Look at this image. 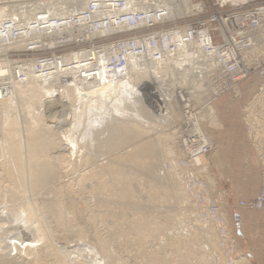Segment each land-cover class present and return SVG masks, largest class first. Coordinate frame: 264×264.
<instances>
[{"label":"built area","instance_id":"built-area-1","mask_svg":"<svg viewBox=\"0 0 264 264\" xmlns=\"http://www.w3.org/2000/svg\"><path fill=\"white\" fill-rule=\"evenodd\" d=\"M51 2L55 0L18 1L20 12L0 20V57L11 66L1 76L5 79L0 80V99L10 95L12 80L24 82L30 77L39 80L56 74L48 91L54 97L74 87L83 95L80 80H95L101 86V71L115 81L137 63L140 68L144 62L152 64L162 74L170 65L174 73L162 76L163 83L171 82L170 75L176 80L188 73L184 85L176 81L169 91L163 89V95L154 89V82H143L140 91L157 114H166L165 101H177L179 117L168 120L186 152L180 162L182 185L200 217L218 232L225 264H235L244 256L226 218L227 190H208L204 174L209 165L196 162L214 148L199 122L209 121L207 110L219 96L237 94L241 80L256 74L260 82L255 94L264 87V0H191L190 12L177 17L157 0H87L77 10ZM250 101L242 119L259 162L260 185L253 199H240L238 206L264 210V125L256 123ZM60 113L54 118L64 129L65 114Z\"/></svg>","mask_w":264,"mask_h":264},{"label":"rangeland","instance_id":"rangeland-1","mask_svg":"<svg viewBox=\"0 0 264 264\" xmlns=\"http://www.w3.org/2000/svg\"><path fill=\"white\" fill-rule=\"evenodd\" d=\"M17 1H21V0H17ZM3 3H2V8H5V6H6V8H8L10 6L9 7L10 9L11 8L15 9L17 7L16 5H8L6 3H5V5H3ZM186 14L187 13H185L184 15H186ZM184 15L182 14L180 16H184ZM177 16H179V15H177ZM257 77L258 76L256 74H253L249 78H245V79L241 80L239 82V86H238L239 90H238L237 94L225 93V94L219 96L215 100L216 103L214 102L213 108H211L210 114L207 113L208 116L211 115V121L210 120L206 121V120L201 118L202 119L201 120L202 128L210 136V138L213 142V145H214V148L212 149V151L210 153H208V155L205 158H203L202 161H204V162L201 163L202 165L203 164L209 165V167H208L209 173L204 174L205 175L204 180H207L206 175H208V178H210L209 182L211 185H209L208 183H205V185H206L207 189L211 190V191H213L214 189H217V190L226 189L227 190V195L223 199V202L225 204L224 209H225L226 218H227L229 226L232 230V235L234 238V242L236 244V248L238 249L239 253L243 254L244 258L248 259L247 261L249 264H251V262L249 260V255L246 253L247 247L244 245L243 237H241L243 229L240 227V225H241L240 222H241L242 216H244V215H247V217L251 220L252 223L253 222L256 223L255 219L258 216L262 220H264V216L262 217L264 212L252 210V209L250 210V209L241 208L238 206V200L243 199L242 194H241V188L243 190H245L246 192H251V190L255 187L256 182H257V167L254 163V159H255L254 157L255 156H254L253 152H251V149L249 148V146L245 140L244 136H246V133H245L244 122L242 119V113H243V108H244L245 104L247 102H249L252 98V95H254L258 91V86H259L258 79L259 78L257 79ZM255 90H256V92H255ZM53 99L55 101V104L53 107L54 112L52 114V117L47 119L48 123H50L52 125L55 124V122L57 121V119L54 118V116L55 115L58 116V114L60 113L59 111L61 110V112H62L63 109L65 110V107L67 108L66 104H68L63 100V98H61L63 101L59 102V100H60L59 96H54ZM20 100L18 101V103H16L15 109H14V111L17 113L16 116L18 117V121H19L18 126L19 127H20V125L21 126L23 125L22 124L24 121L23 116H25V114H26L25 112H22V110L24 111L23 107L25 106L23 103L24 100L23 99H20ZM100 102H102L100 109H96V108L88 109L87 115L83 118V121L76 128L77 130L79 129V130H81V132H84V134L87 137L90 136L91 130L94 129V126H96V125H98V123H100V119H107V117L109 119V117L112 118V117L117 116V114L114 113L113 110H111V106L109 103H106L105 101H103V99ZM143 102H145L144 104L147 105V107L149 109L153 110V108H152L153 105H149L146 100H143ZM42 106H43V104H42ZM41 109L42 108L40 107V108H37L35 110L40 111ZM19 111H20L21 115H19ZM41 113H43V111ZM68 113H69V111H68ZM153 113H155V112L153 111ZM164 116H166V117L162 121H164L163 127H164V130L166 129L165 132L167 134H166V137L164 139V141L165 140L166 141L165 142L163 141V142H164L165 148L167 147V149H169V150L167 152L164 151L163 152L164 154L163 153L161 154L162 159L160 158L161 159L160 162L157 160V162H159V164L156 163L157 168H158L157 170H159L160 175L161 174L163 175L162 178L153 177L154 174H152V173L147 174V172H145V171H141V170L139 171L137 169V167H135L134 165L132 167V164H128V163L126 164L125 162H122V161H120V166L123 169L121 171L117 172L118 174L113 173L110 170L108 171L107 169L100 167L104 163L109 162L113 158V156H115L117 154H123V152H124L123 150H129L134 145H136V143L138 144L141 141H143V139L146 136L151 135L150 137L153 138V135H154L156 137L158 135L157 134L158 130L162 129L161 126L159 127L158 130H150L151 133L148 130L147 131L148 133L146 132L147 135L146 134L144 136L141 135L137 138H133L127 142H124L125 143L124 145L122 144L120 146H117V148L113 149L114 153L111 152L112 154H110V153L108 154L103 150V148H100V151H97V153H95L96 151L93 152L96 155L93 154L94 159L89 162L90 164L88 163L87 165L82 166V167H77L75 165H72V162L75 161V159L72 160V158H74V157L71 156V154L74 151L73 152L67 151V153H66V151H63V150L61 151L59 149L60 146H57L56 148H54L55 151L52 150L53 149L52 148V149H50L51 151H54V153L52 152V154H59L62 152H64L63 154H65L63 156L65 158L64 161L62 163L58 164L57 168H54L55 170H53V172L55 171V173H53V178H51L52 176L49 177L48 178L49 182L47 184L42 185V186L37 187V188H33L32 191H29L31 189H29L30 187H28L26 185V187L24 188V189H26V192L25 193L22 192L24 194H18L17 195L18 197L17 196L12 197V194H13L12 192L16 191V192L20 193V189L17 187L18 185L15 186L16 184H12V182H11L13 180L12 176L9 177L8 174H6L7 173L6 170L8 168V162L3 161V158L1 155L2 153L0 151V155H1L0 156V162H1L0 163V208H2V214H3V217H0V239L3 237L4 238L6 237L5 239H7V242L9 245H10V242H11V244L14 245V243L17 241L19 244L23 245L24 243L28 242V239H33V244H34V245L32 244L33 248L30 250V253L29 252L27 253L26 250H23L24 248L16 249L15 246L11 245L7 250H8V253H10L11 257L16 256V257H14L15 258L14 261L18 262L19 264H32V262H33V264H36V263L37 264H39V263L40 264H47V263L48 264H52V263L53 264H64V263L65 264H74L75 262L77 264H79V263L80 264L81 263L82 264H93L94 262H96L98 264H106V263H103V258L101 255H99L100 256L99 259H97V257H94V259H92L93 254L90 253V256H88L89 258L88 257L86 258L85 257L86 254L84 251H83L84 253L80 252L81 254L78 252L80 254V256L84 254L83 255L84 257L81 256L82 258L79 257L78 253H76V252L69 253L66 256L59 252L60 248H62L61 251H63L64 244H65V246H66V244L67 245L79 244L78 246H80L81 249H84V248H87V246H91V244L94 243L93 241H95V243H97L98 239H99L102 242L106 243L108 248L113 253V256L115 259L112 262V264H116V263L117 264H122V263L123 264H132V263L133 264H148V263L149 264H205V263L210 264V261H212V258L210 257V253H211L212 249L210 250L207 247H206L207 248L206 249V248H204V246L202 247V249H200L201 248L200 245H202L200 236H201V234H203V231L199 228V226H197L196 224H193V223H195L194 221L196 220L198 223H200L202 226H204L205 228L208 229L207 233H209V235H211V238H213V240H214L215 245L214 244L213 245L215 247V250L217 251V253L219 252L218 255L220 254L219 256L217 255V257H216L217 259H215L214 261H216L217 264H225V262L223 260V256H222L223 253L220 252V249L216 243L218 241H216V238H214L215 237L214 233H213L214 228L207 221L203 220L201 217L197 218L196 213L194 212L193 207H192V201H191L190 194L187 193V191L184 189V187L182 185L183 184L182 183L183 182V174L179 170V168H180L179 163L181 162V160L180 161L178 160L181 157V155H180L181 151L179 149V151H180L179 154H175V155L172 153L173 156H172L171 151H170V150H172V147L174 148L175 145H177V147L179 146L177 144V141L181 140V138L178 136V131H177L176 127H172L170 125L171 121L168 120L169 119L167 117L168 115L165 114ZM177 118H178V115H177ZM0 119H1V116H0ZM172 119H175V118H172ZM75 121L77 122V118H74V122ZM139 122H142L143 123V124L141 123L142 125L146 124L145 120H143V121L141 120ZM66 127H68V125H66ZM167 127H169V128H167ZM174 129L176 130V132ZM0 130H1V120H0ZM169 132L170 133L174 132L175 134H169ZM0 133H1V131H0ZM172 135L175 137H173ZM0 137H1V135H0ZM156 138H158V140L160 141V138L158 136ZM246 138H247V136H246ZM216 139L223 142V146H222L223 147V152H222L223 153V160H221L220 163L217 164V168H213L210 164L208 156L210 154H214L215 156L219 155L218 153L215 152V150H216L215 149V146H216L215 140ZM168 145H169V147H168ZM75 148H77V147H75ZM51 151H49V153ZM169 151H170V153H169ZM98 152H99V154H98ZM115 152H116V154H115ZM91 154H92V152H91ZM97 154H98V157H97ZM78 155H80V153ZM182 155H185V157H186V152L183 151ZM77 158L79 159L81 157L77 156L76 159ZM139 159H141V158H139ZM171 159H173V160H171ZM162 160L165 162H163ZM161 162H162V166L160 165ZM169 162H170V164H169ZM6 163H7V165H6ZM123 164H125V165H123ZM158 165L160 167H158ZM171 166H174L173 169ZM5 168H6V170H4ZM124 168H129V170L124 169ZM94 169H96V170H94ZM131 169H132V171H131ZM91 170L96 172V175L94 177L90 178V177H87L86 174L89 173V171H91ZM106 170H107V172H106ZM123 170H124V172H123ZM166 170L168 171L167 173H166ZM174 170H175V173H174ZM1 171L3 174L1 173ZM122 172H123V174H122ZM172 172H173V174H171ZM236 173H238V174H236ZM4 174H6V175H4ZM114 174L116 175V178H114V176H115ZM179 174H180V176H179ZM170 175L173 177V179H171L172 177ZM239 176L241 177V179L238 178ZM101 178H102V180H101ZM122 178H123V180H122ZM143 178H144V180H143ZM152 178H153V180H152ZM107 179H109L110 181ZM231 179H233L234 181H238L237 184L233 183V188H230V184H231L230 180ZM77 180L80 183H78ZM104 180H105V182H104ZM119 180L122 182H120ZM116 182L118 183V185ZM64 183L67 186H65ZM153 184H155V185H153ZM98 185H100V186L98 187ZM135 185H136V187H135ZM150 189H152V190H150ZM23 191H25V190H23ZM126 191H127V193H126ZM8 193H10V194H8ZM168 193H171V196L176 193L178 197L176 196L177 198L176 197L174 198V195H173L172 198L168 199L166 197V196H168V195H166ZM152 195H154V197H152ZM181 196H185L186 201H184L185 199H182ZM234 196H236V197H234ZM150 198H151V200H150ZM234 198H236V199H234ZM127 199H129V201ZM171 199H172V201H171ZM125 200H127V201H125ZM149 200H150V202H149ZM31 205H33L36 208L34 209V207ZM29 206H30V209L32 208L31 209L32 211H29V212L31 213V215L35 214V215H32L35 217H32L31 215H29L30 214L28 212V210H30ZM33 210H35L34 213H32ZM133 212H134V214H133ZM188 212L191 213L190 214L191 218L194 219V221L192 220L190 222V220H187ZM261 213H263V214H261ZM27 214L29 215L30 219L32 218L31 220H29V218H27L28 217ZM134 215H135V217H134ZM142 215H145V216H143L144 218H142ZM236 215H238V221L235 219ZM137 216H141L142 219H150L152 217L153 221H155V219H156L155 222L156 223L158 222L157 224H159V223L161 224V225H158L161 228L158 226H154L152 228L158 227L159 229H155L156 231L155 230L152 231V229L151 230H144L143 232H142V230L139 231V228L137 230L138 226L134 225V223H132V220L137 218ZM148 216H151V217L148 218ZM38 218H39V220H38ZM141 218L139 217V219L138 218L137 219L140 220ZM26 219H27V221H26ZM47 219H48V221H46ZM42 220H43V222H42ZM18 221H21L22 223L21 222L19 223ZM30 222L32 224H30ZM36 222H37V224L39 222L40 223L42 222L41 223L42 225L44 223L42 230H44V232H46V233L44 234V232L41 231L42 232V235H41V234H39V232H37L38 235L36 233L35 234L36 236L34 238H32L30 233L32 230H34L32 228H34V226L37 225ZM17 223H19V224L16 225ZM26 223H27V225H26ZM129 223H131L132 225ZM162 223H164L165 225H162ZM31 225H34V226H31ZM167 225H169V227ZM133 226H135L136 228ZM163 226H164V228H162ZM19 227H20V229H19ZM68 227L69 228L71 227L70 230ZM165 227H167V228H165ZM30 228H31V231L27 230ZM2 229H3L4 233L2 232ZM45 229H47V230L49 229L48 230L49 232L47 230L45 231ZM197 229H199V230H197ZM7 231L10 233H7ZM145 231H146V233H145ZM198 231L200 232L199 236L196 235L198 233ZM25 233H27V235ZM9 234H11V236H9ZM43 234L45 236L47 235L46 236L47 238L45 236H43ZM63 234H65V235H63ZM28 235H29V237H28ZM141 235H143V236L141 237ZM18 236H20V237H18ZM40 236H42L41 237L42 239H38V238H40ZM48 236L50 237V239ZM65 236H67V237H65ZM25 237H26V239H25ZM27 237H28V239H27ZM36 237H37L38 241H37ZM43 237H45L46 240H44L45 238H43ZM47 239H48V242L51 243V241H52V243L53 242H55V243L50 245V243L47 242ZM60 239L63 241H66V242H63V241L60 242L59 241ZM96 239H97V242H96ZM74 241H75V243H74ZM37 242H40V243H37ZM72 242H73V244H72ZM5 243H6V241H5ZM142 243H143V245H142ZM199 243H200V245H199ZM40 244H42L44 246H42ZM48 244L50 245V247L52 246L51 248L49 247L51 250H52L53 245H54L53 253H54V251H57L56 254L51 253L50 249L48 248ZM38 246H42L43 250L41 249V247H38ZM56 246H57V248H56ZM37 248H39V249H37ZM58 248H59V250H58ZM0 249H1V247H0ZM34 249H35V251H34ZM18 250H20V252ZM40 250H42V252H40ZM48 250L50 251L51 254L49 253ZM159 250H161V251H159ZM199 250L201 252L203 250L204 251L202 253H199L200 252ZM43 251H47V252L43 253ZM23 253H24V255H22ZM58 253H60L61 257L63 256L62 257L63 259L59 256ZM52 254H53V256H52ZM45 255H47V256H45ZM56 255H57V257H56ZM202 255H203V258H201ZM206 255L208 256V258H206L207 257ZM204 256H206V257H204ZM74 257H76V258H74ZM166 257H168V258H166ZM204 258H205V260H203ZM240 258L241 257L236 259L235 264H237V260H239ZM29 259L31 262L29 261ZM95 259H96V261H95ZM116 259H118V260H116ZM178 259H179V261H178ZM207 259H209V260L211 259V260L208 261ZM84 260H86V261H84ZM119 260H120V263L117 262ZM217 260H219V261H217ZM16 262H15V264H16ZM70 262H72V263H70ZM211 264H213V261Z\"/></svg>","mask_w":264,"mask_h":264},{"label":"bare ground","instance_id":"bare-ground-1","mask_svg":"<svg viewBox=\"0 0 264 264\" xmlns=\"http://www.w3.org/2000/svg\"><path fill=\"white\" fill-rule=\"evenodd\" d=\"M16 1L17 0H0V4H1L0 5V20L4 19L6 17H9V16H11V15H13L15 13L20 12L18 9H16L17 7L15 9L14 8L10 9L9 8L10 6L8 8H6V6H5V8H2V3L3 2H4L3 5H5V3L8 4V5H17L18 1L17 2ZM86 2H87V0H55V2H51V5H55V4L64 5L67 10H77V9H79L81 7H84ZM157 3L160 4V5H163V6H167L169 8V10H170V16L171 17H177V15L180 16L182 14L184 15L185 13L188 14L190 12V10H191V7H192L191 0H157ZM9 62L10 61H8L6 58L0 57V80L1 81L3 79H5V78H2L1 76H5V74L9 73V70H10V67H11ZM139 65L140 64H138V63L134 64V66H132L131 69H127L124 73L122 72L120 77H117V78L115 77L116 78L115 81L110 79V76L108 75L107 72L101 71L100 73H98L101 81L104 82L101 86H97L99 83H98V81H95V80H92V81H85L84 80L82 82L80 80L79 81V86H83L81 88L85 89V92H84L83 95H81L79 90H76L77 88H75V87L74 88H66V90H64V92L62 94L56 95V96L60 97L59 102H62L64 100L66 103H68V104H66L67 108L65 107V110L64 109L62 110L63 114H65L64 115V119H63V121L65 122V127H66V125H68V127L64 128V129H61L62 126L61 125L59 126L57 124V121L53 125L48 123V121H47L48 118L52 117V114L54 112L53 111V107H54V104H55V101L53 99L54 97H51L48 94V91H51L52 88L54 87V83H53L54 81L53 80L56 79V77H57L56 74L54 76L52 75L53 77L49 76V77L42 78V79H39V80L31 78V77L27 81H24V82H17L15 80H12V84L13 85H12V90H11L10 95L9 96H5L2 99H0V116H1V119H0L1 120L0 151L2 153L1 155H2L3 161L8 162V168L6 167L7 170H6V168L4 170L7 171V173L6 172L5 173L8 174L9 177L12 176V178H13V180L11 179L12 180L11 181L12 184H16L15 186L18 185L17 187L20 189V193L16 192V191L12 192L13 193L12 197L13 196H17L18 194H24L26 192V189H24L26 187V185L28 187H30L29 189H31V190H29V191H32L33 188H37V187H40L42 185L47 184L49 182V179H48L49 177L52 176L51 178H53V173H55V171L53 172V170H55L54 168H57V165L62 163L64 161V159H65L63 157L65 155V154H63L64 152L59 153V154H52V152L54 153V151H55L54 148H56L57 146H60L59 149L61 151L62 150L66 151V153H67V151L71 152L72 149H73L74 152L72 151L73 153L71 154V156L74 157V158H72V160L75 159V161L72 162V165H75L77 167H82V166L87 165L91 160L94 159L93 158V154H94L93 152L96 151L95 153H97V151H100V148H103V150L106 153L112 154L111 152H113V149L117 148V146H120L122 144L124 145L125 144L124 142H127V141H129V140H131L133 138H137V137H139L141 135L144 136L148 130L149 131L150 130H158L160 126H161L162 129L158 130V132H157V134H158L157 136L160 138V141L158 140V138H156L157 136L155 137L153 135V138L150 137L151 135L150 136H146L143 139V141H141L138 144L136 143V145H134L131 149L123 150L124 151V152L122 151L123 154L115 155L116 154V152H115V154H114L115 156H113V158L109 162H106L104 164L102 163L103 165L100 166V167L101 168H105L108 171L110 170L113 173H117V172H119V171H121L123 169L120 166V161H122V162H125L126 164L127 163L128 164H132V167L134 165L135 167H137V169L139 171L141 170V171L147 172V174L148 173L154 174L153 177H156V178H158V177L162 178L163 177L162 174L160 175L159 170H157L158 168H157V164L156 163L159 164L160 160L162 159L161 158V154L164 151L167 152L169 150V149H167V147L165 148V145H164V142L166 141V140L164 141V139H165L167 133L165 132L166 129L164 130V127H163V125H164L163 122L164 121H162V120L166 116H164V114H157L154 109L151 110V109H149L147 107V105L144 104L145 102H143V100H146L149 105H152L153 103H151L150 101H148L145 98V96L143 95V91L142 90L140 91V89H142V87H143L142 86L143 82H147V83L148 82H152V83L154 82V85H155L154 89L157 88L161 92V94L163 95L164 90L169 91L170 88L174 87V85L176 84V81L179 82L181 85H184L185 84L184 77H186L188 75V73H184L183 74V78H178L176 76V80L173 78V75L172 76L170 75V78L172 77L171 78V82L163 83L162 81H159L160 79H162V76H164L165 74L169 75V72H171V74L174 73V70L171 68L170 65H167L165 67V70H163V71H166V72L163 73V74L161 73V71H157L156 68L152 64L144 62V65L142 66V68L138 67ZM137 69H140V70H137ZM150 72H152V74H150ZM153 73L156 76H154ZM158 73L161 74V75H159ZM11 76H12V74H11ZM107 76H109L108 79H107ZM145 78H147V80H145ZM162 80H164V79H162ZM95 85H96V87H95ZM150 95L152 97H155L156 96V91L154 92V94H150ZM167 95L170 96V93H168ZM253 96H254L253 99L250 101V103L248 105L250 107L249 110H250L251 113L255 114L256 123L259 124V125L260 124L264 125V87L262 88V90L260 92H258L257 94H255ZM61 98H63V100ZM20 99L24 100L23 103H24L25 106L23 107L24 111L22 110V112H25L26 114H25V116H23L24 114L22 115L24 121L22 123L23 125L22 126L20 125V127H19L18 126L19 125L18 117L16 116L17 113L14 111V109H15L16 103H18V101ZM102 99L106 103L110 104L111 110H113V112L116 113L117 116L116 117H112V118L109 117V119H108V117H107V119H100V123H98V125L94 126V129L91 130L90 136L87 137L84 134V132H81V130H79V129L77 130L76 128H77L78 125H80V123L83 121V118L87 115L88 109H90V108L100 109L101 103H102L100 101ZM176 102L177 101H172V102L165 101L164 102L163 106L165 107V110H167V112H166V114L168 115L167 117H169V118H177V115L179 117V113H177L179 105ZM42 104H43V106H42ZM40 107L42 108L40 111H38L39 109L37 111L35 110V109L40 108ZM42 111H43V113H41ZM68 111H69V113H68ZM153 111L155 113H153ZM59 112H61V110ZM210 112H211V109H208L207 113L210 114ZM19 115H21L20 111H19ZM74 118H77V122L76 121L74 122ZM208 119L211 121V115L208 116ZM141 120L142 121L145 120L147 125L146 124L142 125L143 123L139 122ZM169 121H171V120H169ZM200 122H201V120H200ZM200 122H199V128H200V130L202 132H204V130L202 128V124ZM167 128H169V127H167ZM175 132H176V130H175ZM150 133H151V131H150ZM169 134H175V133L174 132H171V133L169 132ZM173 137H175V136H173ZM177 144L179 146L177 147V145H175L176 147L175 146H174V148L172 147V150H170V151H171V154L173 153L174 155L175 154H179V152L181 151V154H180L181 157H180V159H178L180 161V160L185 159L184 158L185 155H182L183 151H185V150L183 148L182 141H180V140L177 141ZM75 147H77V148H75ZM168 147H169V145H168ZM50 149H52L54 151H51ZM179 149H180V151H179ZM49 151H51V152L49 153ZM170 151H169V153H170ZM91 152H92V154H91ZM79 153H80V155H78ZM98 154H99V152H98ZM98 154H97V157H98ZM173 154H172V156H173ZM94 155H96V154H94ZM77 156H80L81 158H79V159L77 158L78 159L77 160L76 159ZM139 158H141V159H139ZM203 158H205V157L198 156L196 158V162H198L200 164L203 163L204 162V161H202ZM157 160L159 162H157ZM171 160H173V159H171ZM163 162H165V161H163ZM169 164H170V162H169ZM6 165H7V163H6ZM123 165H125V164H123ZM160 165L162 166V162H161ZM158 167H160V166L158 165ZM171 167L173 169L174 166H171ZM179 167H180L179 170L183 174V171H182L180 165H179ZM200 168H201L200 170L203 169V167H200ZM124 169L129 170V168H124ZM92 170L89 171V173L86 174L87 177L91 178V177H94L96 175V172H94ZM94 170H96V169H94ZM107 170H106V172H107ZM167 170H166V173L168 172ZM131 171H132V169H131ZM123 172H124V170H123ZM123 172H122V174H123ZM1 173H2V171H1ZM174 173H175V170H174ZM6 174H4V175H6ZM171 174H173V172ZM179 176H180V174H179ZM206 177H207V180H205V183H208L209 185H211L210 182H209L210 178H208V175H206ZM114 178H116V175L114 176ZM171 179H173V177ZM101 180H102V178H101ZM107 180H109V179H107ZM122 180H123V178H122ZM143 180H144V178H143ZM152 180H153V178H152ZM77 182L80 183L78 180H77ZM104 182H105V180H104ZM120 182H122V181H120ZM117 185H118V183H117ZM153 185H155V184H153ZM65 186H67V185L65 184ZM99 186L100 185H98V187ZM135 187H136V185H135ZM23 190H25V191H23ZM150 190H152V189H150ZM22 192H24V193H22ZM126 193H127V191H126ZM187 193L189 194L188 191H187ZM8 194H10V193H8ZM166 195H168V196H166L168 199L172 198L173 195H174V198L177 196L176 193L173 194L172 196H171V193H168ZM152 197H154V195H152ZM181 197H182V199H185L184 201H186V197L185 196H181ZM127 200L129 201V199H127ZM127 200H125V201H127ZM150 200H151V198H150ZM150 200H149V202H150ZM171 201H172V199H171ZM31 206H33V205H31ZM192 207H193L194 212L196 213L197 218H200V215L197 212V210L195 209V206H194L193 203H192ZM35 208L36 207H34V209ZM29 209H30V206H29ZM31 209L28 210V212L32 211ZM34 212H35V210H33L32 213H34ZM190 212H188L187 220H190V222H191L192 220L194 221V219L191 218V215H190L191 213ZM133 214H134V212H133ZM29 215H31V213ZM29 215L27 214V216H28L27 218H29ZM32 215H35V214H32ZM143 216H145V215H142V218H144ZM0 217H3L2 208H0ZM32 217H35V216H32ZM134 217H135V215H134ZM139 217L141 218V216H137L138 219H139ZM149 217H151V216H148V218ZM137 218H135L136 220L135 219L132 220V223H134V225H137L138 226L137 230L139 228V231L142 230V232L144 230H151L152 229V231H153L155 229H159L158 227H160V226H158V225H161L160 223L157 224L158 222L157 223L155 222L156 219H155V221H153L152 217L150 219H142L141 218L140 220H138ZM31 219L29 218V220H31ZM38 220H39V218H38ZM26 221H27V219H26ZM46 221H48V219ZM18 222L20 223L21 221H18ZM42 222H43V220H42ZM194 222L195 223H193V222L192 223L196 224L197 226H199V228L203 231V234H201V236H200L201 242H202V245H200V243H199V245L201 246L200 249H202L203 246H204V248L207 247L210 250L212 249V251L210 253V257L212 258L213 264H217L216 261H214V260L217 259L216 257H217L219 252L217 253V251L215 250V247H214L215 244H214L213 238H211V235H209V233H207V230H208L207 228L202 226L196 220ZM19 223H17L16 225H18ZM41 223L39 222L37 224V222H36V224H37L36 226H34L35 224L31 225V226H34V228H32L34 230H32V231H31V228L27 229V230L31 231L30 234H31L32 238H34L36 236L35 234L37 232H39V234H41V235H42L41 231L44 232V230H42V227H43L44 223H43V225ZM30 224H32V223L30 222ZM129 224H131V223H129ZM26 225H27V223H26ZM162 225H165V224L162 223ZM154 226H158V227L152 228ZM167 226L169 227V225H167ZM133 227H135V226H133ZM70 228H69V230H70ZM162 228H164V226ZM165 228H167V227H165ZM19 229H20V227H19ZM46 230L47 229H45V231ZM197 230H199V229H197ZM2 232L4 233L3 229H2ZM7 233H10V232L7 231ZM45 233L46 232H44V234ZM145 233H146V231H145ZM213 233H214V236H215L214 238H216V241H218L219 235H218L217 231L213 230ZM11 234H9V236H11ZM25 234L27 235V233H25ZM44 234H43V236H45ZM199 234H200V232L198 231V233L196 235L199 236ZM37 235H38V233H37ZM63 235H65V234H63ZM142 236L143 235H141V237ZM18 237H20V236H18ZM28 237H29V235H28ZM28 237H27V239H28ZM41 237L42 236H40V238H38V239H42ZM45 237H43V238H45ZM65 237H67V236H65ZM5 238L3 237V238L0 239V247H1V249H0V264H15L16 261H14V259H15L14 257H16V256L11 257L10 253H8V250H7L11 245L15 246L16 249L24 248L23 250H26L27 253L28 252L30 253V250L33 248V245H34L33 244V239H28V242L27 243L23 242L24 243L23 245L19 244L18 241L15 242L14 245H13L9 241L10 242V245H9L8 242H7V239H5ZM46 238L44 240H46ZM25 239H26V237H25ZM36 239H37V237H36ZM38 239H37V241H38ZM49 239H50V237H49ZM5 241H6V243H5ZM59 241L61 242L63 240L60 239ZM47 242H48V239H47ZM63 242H66V241H63ZM93 242L94 243H92L91 246H87V248H84V249H81V247L78 246L79 244H75L74 245L73 242H72L73 245H70V244L67 245L66 244V246H65V244H64L63 251H61L62 248L59 247L60 248L59 252L66 256V255H68L69 253H72V252H76V253L79 252L80 253V252L84 251L85 254H86V256H85L86 258L88 256H90V253L93 254L92 259H94V257H97V259H99V257H100L99 255H101L102 258H103V263L112 264V262L114 261L115 258L113 256V253L111 252V250L108 248L107 244L102 242L99 239H98V242H97V239H96L97 243H95V241H93ZM37 243H40V242H37ZM48 243H50V242H48ZM53 243H55V242H53ZM53 243L51 241L50 245L53 244ZM74 243H75V241H74ZM216 243H217V246H218V242H216ZM40 245H42V244H40ZM44 245H42V246H44ZM50 245L48 244V248L50 247ZM142 245H143V243H142ZM42 246H38V247H41V249H42ZM53 248H54V245H53ZM53 248H52V250L50 249L51 253H53ZM56 248H57V246H56ZM59 248H58V250H59ZM37 249H39V248H37ZM20 250H18V251L20 252ZM42 250H40V252H42ZM34 251H35V249H34ZM50 251H49V253H50ZM159 251H161V250H159ZM44 252L46 253L47 251H43V253ZM56 252L57 251H54L53 254H56ZM202 252L200 251L199 253H202ZM220 252H221V250H220ZM60 253H58V254L61 257ZM79 253H78L79 257H81V256L84 257L83 256L84 254L80 256L81 253L80 254ZM53 254H52V256H53ZM22 255H24V253ZM203 255H202L201 258H203ZM45 256H47V255H45ZM206 256H204V257H206ZM56 257H57V255H56ZM74 258H76V257H74ZM166 258H168V257H166ZM206 258H208V256ZM116 260H118V259H116ZM203 260H205V258ZM207 260L210 261L211 259L210 260L207 259ZM219 260H217V261H219ZM247 260L248 259H246L244 257H241L239 260H237V264H249ZM29 261H30V259H29ZM84 261H86V260H84ZM95 261H96V259H95ZM178 261H179V259H178ZM212 261H210V264L212 263ZM117 262L120 263V260L117 261ZM70 263H72V262H70ZM94 263L98 264L96 262H94ZM16 264H19V263L16 262ZM32 264H33V262H32Z\"/></svg>","mask_w":264,"mask_h":264},{"label":"crops","instance_id":"crops-1","mask_svg":"<svg viewBox=\"0 0 264 264\" xmlns=\"http://www.w3.org/2000/svg\"><path fill=\"white\" fill-rule=\"evenodd\" d=\"M258 79V77H257ZM259 81V79H258ZM260 82V81H259ZM256 92V90H255ZM254 92V93H255ZM216 103V102H215ZM248 103V102H247ZM246 103V104H247ZM245 104V106H246ZM244 106V107H245ZM243 123V122H242ZM245 135V134H244ZM245 137V140L249 146V148L251 149V152H253V148L250 144V142L248 141V139ZM216 142V146H215V152L218 153V156H215L214 154H210L208 156L210 164L213 168H217V164L220 163L221 160H223V142H221L220 140H215ZM254 154V163L257 167V182L255 187L251 190V192H246L245 190H243L241 188V194L244 200H250L253 199L259 190V185H260V168H259V162L258 159ZM238 174V173H236ZM237 177V176H236ZM239 179H241V177H238ZM233 179L230 180V188H233V183H238V181H232ZM240 182V181H239ZM236 197V196H234ZM236 199V198H234ZM257 211H263L264 210H257ZM263 214V213H261ZM264 216V214L262 215V217ZM256 223H252L251 220L247 217V215L242 216L241 219V225L240 227L243 229L242 231V236L243 237V242L244 245L247 247V254L249 255V260L251 262V264H264V220H262L259 216L255 219ZM261 222V223H260Z\"/></svg>","mask_w":264,"mask_h":264},{"label":"water","instance_id":"water-1","mask_svg":"<svg viewBox=\"0 0 264 264\" xmlns=\"http://www.w3.org/2000/svg\"><path fill=\"white\" fill-rule=\"evenodd\" d=\"M235 219L238 221V215L235 216Z\"/></svg>","mask_w":264,"mask_h":264}]
</instances>
